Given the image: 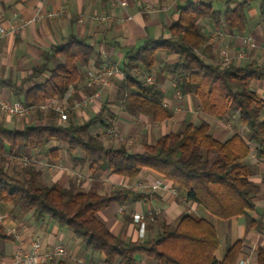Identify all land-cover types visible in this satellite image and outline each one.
<instances>
[{"label":"trees","instance_id":"1","mask_svg":"<svg viewBox=\"0 0 264 264\" xmlns=\"http://www.w3.org/2000/svg\"><path fill=\"white\" fill-rule=\"evenodd\" d=\"M252 4H258L264 15V0H240L224 11L206 0L179 7L178 19L165 28L169 37L146 38L140 46L126 47L118 65L122 78L112 81L115 92H109L100 109L88 117L78 120L70 116L61 122L56 112L45 114L37 109L39 118L47 117L45 123L30 122L22 129H12L0 121V200L14 204L20 212H31L36 220L50 218L60 229L68 228L86 251L100 255L102 264H140V254L159 264H236L244 251L245 237L235 240L218 259L220 237L216 226L205 217L186 212L177 222L167 223L155 215L148 220L153 223L158 219L155 235L125 239L112 233L100 211L112 203L146 201L151 194L122 185L105 192L86 190L75 181L68 186L48 185L41 181L42 170L33 164L15 175L3 162L7 151L16 155L30 148L52 158L65 150L74 166L81 165L92 174L110 173L133 180L149 169L189 202L220 219L242 216L247 232L264 234V209L259 211L256 203L263 199L258 196L264 193V174L261 183L255 182L252 164L247 161L252 152L257 161H264V119L260 115L264 99L253 86V81L264 80V66L255 59L244 64L233 59L221 65L218 52L200 25L206 19L217 27L245 34ZM91 38L67 36L51 45L39 65L19 83L0 78V88L8 89L28 106L62 97L70 86L78 90L83 68L104 63L102 47L107 41L91 43ZM159 52L172 58L167 63L175 90L195 98L199 113L235 125L239 120L249 132L235 131L219 140L208 120L195 123L187 119L178 130L145 142L140 151H130L124 141L108 143L112 138L97 129L114 127L120 111L131 117L145 115L152 122L174 117V109L165 103L164 90L146 78L156 68ZM84 90L91 92L86 86ZM5 235L0 224V236ZM254 257L257 264H264V245L257 246ZM51 263L73 264L64 260Z\"/></svg>","mask_w":264,"mask_h":264},{"label":"crops","instance_id":"2","mask_svg":"<svg viewBox=\"0 0 264 264\" xmlns=\"http://www.w3.org/2000/svg\"><path fill=\"white\" fill-rule=\"evenodd\" d=\"M123 1L127 3L120 4ZM196 1L204 0H0V10L3 12L0 18V78L19 83L35 65H39L43 53L49 50L51 45L63 42L71 34L78 37L91 36V43L99 40L107 41L108 44L102 47L104 62L102 66L109 63L118 66L123 60L126 47L140 46L146 38H159L163 35L166 38L169 37L165 28L178 19V8L187 2ZM206 1H211L216 9L224 11L232 1L237 3L240 0ZM38 9H41L39 17ZM95 16H104L107 19L100 22L95 19ZM248 17L249 26L245 34L237 33L236 30L226 26L217 27L206 19L201 20L200 25L209 36V42L215 47L219 57L221 48L225 45L232 50V55L235 56L242 49L243 36H252L256 46L251 50L245 48L244 57L235 56L234 59L237 64H244L250 59H255L264 66V15L261 14L258 4H252L248 8ZM12 28H16V31H11ZM167 62H172V58L167 57L164 52H159L158 63L152 77L153 82L164 90L165 103L174 109L175 115L161 122H152L145 115L131 117L120 111L115 127L122 133L124 139L121 141L126 142L130 151H140L145 142H153L167 133L165 130L173 125L174 121L187 120L186 118H193L194 115L197 120L194 118L189 120L195 123L200 119H206L198 111L194 113L195 98L182 96L175 90ZM87 70L88 68H83L84 78L79 83L78 95L86 94L84 86ZM116 78L121 79L122 74H118ZM253 86L257 94L264 99V80L253 81ZM108 88L112 93L115 92V86L112 83ZM0 98L16 100L13 93L6 88H0ZM101 102L80 111L76 118L81 120L97 112ZM260 115L264 119V110ZM46 120V116L39 118L36 115L35 119L27 117L26 120L5 116L0 121H3L8 128L22 129L26 123L40 124L45 123ZM235 131L241 130L232 121L218 120L215 126L212 125V133L219 140L226 139ZM242 132L245 133V130ZM107 141L108 143L119 142L115 139ZM4 155L6 158L3 163L7 170L15 175L22 174L26 164L8 151ZM16 155L35 156L37 161L33 165L42 170L41 181L48 185L58 183L68 186L71 181H75L86 190L95 188L99 192H105L116 185L132 187L138 181L150 185L155 179H163L149 169H144L133 180L110 173L92 174L81 165L74 166L65 150H61L57 158H52L49 154H40L30 148ZM247 161L252 164V179L261 183L264 161H257L254 152L249 155ZM165 182V187L157 189H152L150 186L140 188L139 190L151 194L146 201L129 202L125 205L112 203L100 211L101 219L106 222L113 234L125 239L136 240L142 238L139 234V225L133 219L136 213H143L147 216L145 235H155L159 229L158 219L153 223H148L149 219L155 217L151 218L150 212L157 209L160 213L156 216L167 223L177 222L186 212L205 217L201 207L186 200L184 195L172 187L167 180ZM127 217L131 218V221H126ZM237 217L233 218L237 219ZM242 219L237 222V225L240 227L239 238L245 237L244 251L236 264L243 255L249 256L250 264H257L254 252L258 245H264V234L255 230L247 232L244 217ZM0 224L4 227L6 234L0 236V260L12 261L16 253L28 251L33 240L39 238L42 247L46 250L53 249L57 244L65 247L68 255L61 257L58 261L64 260L72 263L71 258L84 257L95 264H102L98 253L86 251L80 240L72 238L65 228L60 229L52 219L36 220L31 212H20L10 202L0 200ZM218 234L222 244L219 231ZM138 259L140 264H159L143 254L138 255ZM51 262L43 264H52Z\"/></svg>","mask_w":264,"mask_h":264},{"label":"built area","instance_id":"3","mask_svg":"<svg viewBox=\"0 0 264 264\" xmlns=\"http://www.w3.org/2000/svg\"><path fill=\"white\" fill-rule=\"evenodd\" d=\"M127 2L123 1L120 4L125 5ZM41 9H38L37 15L41 16ZM3 12L0 10V18H2ZM95 19L103 22L106 21L104 16H95ZM11 31H16V28H12ZM256 46L255 40L252 36L246 35L242 38V49L239 50L235 56L237 58L244 57V49L247 48L251 50ZM104 54V53H103ZM235 56L232 55V50L228 46H224L220 51L219 63L221 65H226L231 62ZM118 74H122L119 66L114 63H109L101 67H91L86 73V84L85 86L90 89V93L78 96V90L74 86H70L68 91L62 97L50 98L45 100L40 105H26L21 100H7L0 98V120L3 117H15L24 119L30 116L37 109L41 111H53L58 115V119L61 122L66 121L71 114L78 113L85 108L93 106L96 102L100 101L102 96V91L104 87L111 84V79ZM148 81L153 82L154 78L151 75H146ZM101 132L110 138L115 140H123L124 137L117 127H112L107 130L99 129ZM18 160L22 161L26 165H31L37 161L35 156L27 155H14ZM151 187L152 189H157L159 187H165L166 182L164 179H155L150 185L145 184L142 181H138L132 186L134 189H140L143 187ZM160 210L151 211L149 216L153 218L155 215L159 214ZM146 215L143 213H136L133 216L134 222L139 225V234L141 237L145 236L146 229ZM68 252L65 247L61 244H57L53 249L46 250L42 247V242L39 238L33 240L31 248L26 252H18L14 255L13 260L8 262L6 260H0V264H43L48 261H57L63 256H67ZM73 264H95L90 260L81 258H71ZM238 264H250V258L248 255H243L240 258Z\"/></svg>","mask_w":264,"mask_h":264},{"label":"rangeland","instance_id":"4","mask_svg":"<svg viewBox=\"0 0 264 264\" xmlns=\"http://www.w3.org/2000/svg\"><path fill=\"white\" fill-rule=\"evenodd\" d=\"M237 3H235L234 1H232L231 5L232 6H235ZM114 78H116V76H114L111 79V83H112V81H113ZM109 86L104 87V89L102 91V96L100 98V101H103V98H105L108 95V93L111 92V89L108 88ZM78 96L81 97V95H78ZM97 103L98 102H96V104ZM196 105L197 104H196V100H195L193 102V111H194V113L196 111H198ZM89 108H91V107H89ZM42 112L45 113V114H47L48 111H42ZM78 113H73V114H71V116L77 117V116H79ZM36 115H37V111L33 112L28 117H31L32 119H35L36 118ZM26 118H24L23 120H26ZM193 118L195 119V115L193 116ZM193 118L190 117V118H186V119H193ZM204 118L208 119V121L211 122L213 126H215L217 124V122H218V120L216 118L211 117V116H207L205 114H204ZM195 120H197V119H195ZM174 122L175 123L173 125H171L170 127H167V129L165 130L166 132L176 131V130H178L179 128L182 127V123H183L182 120H180V121L178 120V121H174ZM196 123H199V122H196ZM236 126L238 127V129L241 130L240 132H242V131L245 130V133L242 132L245 135H246V132H249L248 129L239 120L236 121ZM213 133H214V130H213ZM119 141H121V140H119ZM64 158H65V154L63 152V159ZM258 198H263L262 200H259V201L256 200V203H257V206H258L259 211H262L264 209V195H259ZM261 201H262V203H261ZM201 209L203 210V212L205 214V217L209 221H211L217 227V229H218V231L220 233V236H221V239H222V244H221V247L219 248V250L216 253L217 258L220 259L221 257H223V255L228 250V248L231 246V244L233 243V241L236 240V239H238L240 237V227L237 225V222L238 221H241L243 219H242V217H237V219L236 218H233V219H229V220H224V219H220V218L212 215L211 213H209L208 211H206L203 207H201ZM65 231L67 233H69L72 238H74L72 236L73 234H72L71 230H69L68 228H66Z\"/></svg>","mask_w":264,"mask_h":264}]
</instances>
